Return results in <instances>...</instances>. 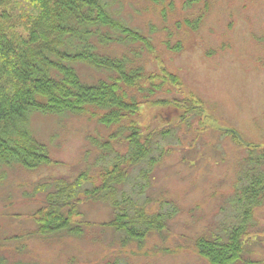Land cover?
<instances>
[{
	"label": "rangeland",
	"instance_id": "374dc122",
	"mask_svg": "<svg viewBox=\"0 0 264 264\" xmlns=\"http://www.w3.org/2000/svg\"><path fill=\"white\" fill-rule=\"evenodd\" d=\"M102 1L149 41L100 47L128 69L143 68L145 96L128 93L139 96L137 120L151 138L149 158L129 169L113 195L135 227L144 226L136 222L139 213L161 214L166 227L150 230L141 242L124 241L104 226L113 207L85 198L113 161L127 156L128 133L100 124L105 111L32 112L24 128L52 162L35 170L0 164V264H210L196 240H225L246 220L245 252L236 264H264V0ZM75 67L86 84L109 80V72ZM162 68L181 85L160 79ZM147 77L159 85L153 95ZM79 177L81 204L72 227L80 231L35 235L34 214L47 193L58 180ZM256 183L258 200L250 204L242 191Z\"/></svg>",
	"mask_w": 264,
	"mask_h": 264
},
{
	"label": "trees",
	"instance_id": "16d2710c",
	"mask_svg": "<svg viewBox=\"0 0 264 264\" xmlns=\"http://www.w3.org/2000/svg\"><path fill=\"white\" fill-rule=\"evenodd\" d=\"M116 42H141L149 46L147 38L116 19L102 0H0V164L16 162L26 170L51 164L46 147L24 128L30 113L105 111L98 119L100 124L128 133L127 156L116 158L111 168L102 173L101 184L86 191L85 198L109 203L114 217L104 226L125 235L124 241L141 242L150 230L166 227V218L161 214L139 213L136 222L144 226L137 228L128 209L120 208L113 195L129 169L148 159L151 151V138L143 136L137 120L139 96L128 93L134 90L145 96L140 84L143 68L128 69L125 60L100 52L102 45ZM77 64L109 72V80L86 84L76 70ZM161 70L165 75L160 79L173 86L181 85L179 77L164 68ZM147 78L151 82L148 94L153 95L159 85L153 83V78ZM165 102L168 101L159 100L157 104ZM117 134L112 138H118ZM166 134L168 130L162 132ZM80 183L81 177L73 182L62 179L56 182L34 214L35 235L50 236L59 232L73 235L80 231L72 227V218L79 215ZM259 187L260 183H256L243 189L250 204L258 200ZM248 206L243 208L246 219L252 211ZM244 222L231 228L225 240L218 235L198 238L195 247L199 256L210 264L242 261L247 236V220Z\"/></svg>",
	"mask_w": 264,
	"mask_h": 264
}]
</instances>
